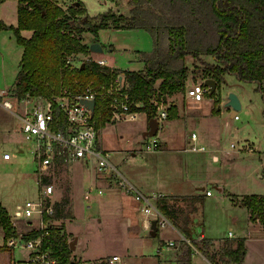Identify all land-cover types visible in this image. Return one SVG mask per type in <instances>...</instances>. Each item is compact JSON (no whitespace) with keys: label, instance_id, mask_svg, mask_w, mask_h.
Here are the masks:
<instances>
[{"label":"rangeland","instance_id":"374dc122","mask_svg":"<svg viewBox=\"0 0 264 264\" xmlns=\"http://www.w3.org/2000/svg\"><path fill=\"white\" fill-rule=\"evenodd\" d=\"M53 1L67 11L68 8L72 7L91 15L103 12L108 8L113 9L118 14H129L132 7L131 0ZM76 2H79L80 5ZM0 19L7 25H16L17 4L15 0L0 2ZM21 34L27 36L26 33L23 34V30H21ZM28 34H31L30 30ZM85 38L88 44L98 41L102 45L103 51L94 53L89 50L86 55L72 56L74 57L72 59L74 65L81 64L87 58H103L114 65L108 64L109 66L118 71L139 69L144 63L140 52L150 51L153 48V37L142 27L118 29L111 25L100 29L97 36L87 33ZM20 54L21 47L15 38L14 32L10 29H1L0 89L13 88L11 85L16 78L15 73L18 69ZM210 59L212 60L211 56L208 60ZM192 61H194V58H189L188 64L190 65ZM189 73L190 77L185 87L187 85L191 86L193 82L204 81L198 74ZM90 81L88 80L85 85ZM219 86V89L216 86L214 93H204L200 109L193 108L191 104L187 105L186 108L181 105L183 111L185 110L184 113L186 112V123L179 131H182V135L187 133L189 140H192L191 135L193 133L197 134L199 144H201V140H205L204 146L206 149L204 148V151L188 149L190 144L187 143L186 138L184 139L185 142L180 141V148L186 145V151L177 150L176 155L159 156V153H156L155 150H149L147 146L151 139L156 136H150L149 131L144 128L147 123L142 112L133 121L107 120L105 124H102L99 133L104 147L110 151V159L113 164L127 178H133L134 176L135 179H143V177L146 178L144 175L148 173L152 176V172L156 167V175H161L165 179L169 178L170 181L174 182L179 180L174 178L182 177L183 171V167L180 166L182 164L177 165L176 163L192 164L194 162L195 164V162H200L202 184L206 189L213 191L214 195L212 197L206 196L204 199V223L203 226L198 227L197 232L204 228L207 236L214 238L215 236L227 235L230 229L236 227L234 223L241 228L244 227L246 221L244 220L243 207L238 206L241 212L234 211L228 207L226 199L223 202L218 200L219 195L223 194L225 196V194L215 186L213 181H219L222 184L226 182L224 188L232 192H242L240 190L249 189L251 190L250 193L264 194V103H262L261 95L256 90L254 83L240 81L232 74H226ZM231 91L239 93L244 103L243 109L237 111V118L230 116L231 107L228 110L223 104L218 105L215 103V96L220 97L221 92L223 95L228 96ZM171 98L172 102H176L179 98L186 100L185 89ZM37 99H39L37 96L29 97L31 104ZM218 106L220 107L219 110H217ZM12 110L16 113L20 112L16 104H14ZM211 110L214 113L216 112L217 117L210 114ZM204 113L206 116L203 115ZM20 124V119L14 113L3 106L0 107V202L7 205L8 213L12 215L13 222L18 232H20L19 236L30 231L31 227L27 228L28 224L24 217L20 218L13 215L14 208L16 205H27L39 198L36 162L31 158V145L24 140L19 130ZM247 138L252 141V149L250 147L247 150L244 149L248 143L246 145L243 140ZM213 146L217 150L215 152L209 151ZM211 152L216 153L219 159H214ZM91 160L90 165H86L82 160L73 161L67 166L61 164L55 168L54 174L49 177L54 184V197H58L55 201L58 213L55 222L61 226L63 231L64 225H66L73 232L74 238L67 237L69 242L74 240L76 236L79 237L77 253L83 259L73 251L71 260L76 264H83L85 263L84 259L93 260L96 259L93 258L94 256L110 254L112 251L123 253L127 248L133 254L153 253L158 246V238L164 228L158 231V235L152 236L139 228L140 215H138L139 226L127 227V230L130 231L128 235L123 228L125 221H121L120 216L117 214L120 198V194L117 193H130L124 192L115 180L113 181L112 177H106L104 176L105 173L96 172V168L94 169L93 166L95 160ZM187 171L190 174L191 169L189 168ZM194 172L195 175L198 174L196 170ZM94 175H96V178ZM108 186L113 187L114 191ZM97 187L102 188L100 193L97 192L100 189ZM85 189L91 190L90 198L84 197ZM110 194L113 195L107 202L106 200ZM130 195L132 198H126V201H137L134 195ZM168 200L176 210L180 208L185 210L190 221L193 212L190 210L191 204L188 196H172ZM136 203L141 207L138 201ZM169 228L176 233V236H171V239L167 238L162 245L169 246L172 251L168 260L178 264L180 254L187 245L186 242H181V235L179 236L178 233L180 230L176 227ZM7 240L4 239V234L0 229V264H22L27 253L26 249L9 245ZM197 241L200 240L197 239ZM214 244L215 246L211 250H217L222 245L220 240H215ZM100 258L108 259L105 255ZM195 262L196 264H208L201 256H198ZM148 263L157 264L154 263V260L145 262V264ZM246 264H264V248L262 249L255 239L249 240Z\"/></svg>","mask_w":264,"mask_h":264},{"label":"trees","instance_id":"16d2710c","mask_svg":"<svg viewBox=\"0 0 264 264\" xmlns=\"http://www.w3.org/2000/svg\"><path fill=\"white\" fill-rule=\"evenodd\" d=\"M131 1L129 14H118L108 8L91 15L72 7L67 11L53 0H17L18 24L8 26L0 19V30L11 29L23 46L21 66L11 92L17 99L40 95L51 99L63 90L80 92L88 80L101 81L110 76L111 70L124 72L130 98L140 104L138 109L146 113L148 120L156 114L153 99L183 91L192 72L203 79L214 78L218 89L226 74L254 83L264 103V0ZM111 25L118 29L142 27L153 37V48L140 52L143 68L118 71L109 65H100L94 58H87L79 65L72 64L77 55L89 53L85 35L97 36L100 29ZM24 29L31 31L29 37L21 34ZM210 56L212 60H208ZM189 58H194L192 65L188 64ZM97 103V107L105 109L103 103ZM215 103L219 105V96H215ZM108 113L105 109L101 125L105 124ZM174 115L175 107H171L170 116ZM231 197L233 202L249 210L251 220L264 226V194H231ZM169 198L162 196L158 205L172 224L188 237L189 218L185 210H176ZM188 198L192 212L201 207V195ZM0 229L4 239L20 235L1 204ZM39 233L30 230L22 237L33 238ZM215 240H220L222 245L211 250ZM215 240L186 242L178 264H191L193 247L211 264L242 262L246 254L244 238ZM43 247L51 249L57 264H76L71 260L73 250L61 229L52 228Z\"/></svg>","mask_w":264,"mask_h":264},{"label":"built area","instance_id":"2783aa9c","mask_svg":"<svg viewBox=\"0 0 264 264\" xmlns=\"http://www.w3.org/2000/svg\"><path fill=\"white\" fill-rule=\"evenodd\" d=\"M100 65H108L106 59L94 58ZM111 67V66H110ZM209 93L210 88L204 85L203 81L193 82L186 88V97L200 100L204 93ZM33 104L29 97L17 99L11 89H0V107L14 113L21 121V131L26 140L34 144V162H36V173L39 179L38 200L27 205H18L13 211L16 217H24L33 223L31 230L39 231L38 236L24 238L21 236L8 238V244L26 249L27 253L22 264H57V258L51 249L43 247L44 239L50 235L52 228L61 229L56 224V198L54 184L49 177L54 174L55 168L59 165H70L73 161L83 160L90 165L91 159L95 160L96 170L106 177H112L124 192H129L141 204V211L144 217L141 221V228L150 234L151 222L156 220L158 231L165 227L174 228L170 219L160 209L159 199L164 195L142 193L126 176H123L110 159L109 149L99 141L101 122L105 109H107L108 121H133L139 117L140 104L130 98L128 84L124 72H113L110 76L101 81L91 80L80 92L66 91L48 98L37 96ZM94 99V109L88 108L81 103V100ZM14 100V101H13ZM103 103L105 109L97 107ZM16 104L20 109L19 113L14 112ZM156 106V122L163 121L168 117L166 101L153 99ZM237 118V113L233 115ZM195 140V133L191 135ZM158 142L154 139L148 144L149 148L155 149ZM192 144L190 149H202ZM97 192H101L98 189ZM207 195L212 191L206 190ZM85 198H90L91 190H84ZM176 229V228H175ZM181 241L189 240L181 236ZM124 264L119 255L110 258H101L83 264ZM157 264H173L166 261Z\"/></svg>","mask_w":264,"mask_h":264},{"label":"crops","instance_id":"0c3cea01","mask_svg":"<svg viewBox=\"0 0 264 264\" xmlns=\"http://www.w3.org/2000/svg\"><path fill=\"white\" fill-rule=\"evenodd\" d=\"M15 1H16V4H18L17 0H15ZM17 11H18V5H17ZM4 24H5V22H4ZM17 24H18V22L16 23V25ZM16 25H13V26H16ZM8 26H11V25H8ZM28 32H29V30H26V29L23 30V34L24 33L27 34V36H25V37H29L31 35V34H28ZM19 46L21 47L20 60L18 62V69H17V71L15 73V75H16L15 81L13 82V84L11 86H14V84L16 82V79H17V76H18L17 75L18 70L20 69V66H21V59H22L21 56H22V52H23V46L20 43H19ZM100 59H103V58H100ZM106 62H107V60H106ZM107 64L112 65V64H110L108 62H107ZM112 66H114V65H112ZM143 66H144V63H143V65L140 68H143ZM139 69H133V70H139ZM129 70H132V69H129ZM189 77L190 76H188V79H189ZM188 87H190V86L187 85L186 88H188ZM9 88H12V87H9ZM186 88H185V90H186ZM177 93L178 92L173 94V96L171 95V97H174ZM237 95H238L240 103L242 104V108L241 109H243L244 103L242 102V99L239 96V93H237ZM165 97H166V105L168 107V117L166 119H164L163 121L159 122V124L157 126V130H156V134H155L156 137L152 138V139H154L155 141L158 142V146L155 149L149 148L148 146H147V148L149 150H151V151L155 150L156 153H159V156H167V155H170V154H175L176 155L175 152H177V150H185L186 151V148H187L186 145L183 146L182 148H180V146H181V144H180L181 142L180 141L183 140V142H185L184 139L186 138L188 140L187 143L190 144V146L192 144L196 143V145H198V147H203L202 149H196V150L204 151L206 149L205 146H204L205 140L204 141L201 140L200 141L201 144H199L197 142V141H199L198 137H197V134L195 135V137H196L195 140L192 141V140H189L190 138H189V135L187 133L182 135V131L181 132L179 131L182 128L183 124L186 123V121H185V118H186V116H185L186 114L185 113L186 112L184 113L185 110L183 111L181 105H184V107L186 108L187 105L189 106V104H191V106L193 108L195 107L197 109H200L202 107L201 103H202V100H203L204 97L202 99H200V100H197V99H194V98H190V97H186V100H184L182 98H179L176 102H172V98L170 96H165ZM220 97L221 98H220V103L219 104H223L225 106L224 103L227 100V96L223 95L222 92H221V96ZM171 107H175L176 115H174V116H170V108ZM225 107L228 108V110H230L229 106L228 107L225 106ZM217 108L220 109L219 106ZM212 110H211L210 114L213 115V116H216L215 115L216 112L214 113V112H212ZM141 112L144 114L145 122L147 123V125L144 126V128L147 131H149L150 127H149V123H148V120H147V117H146V113L143 112V111H141ZM203 115L206 116L205 113ZM230 116L233 117L231 115V112H230ZM180 123H181V125H180ZM19 130H20V132L22 134L21 127L19 128ZM231 133H233V132L231 131ZM22 136H23V134H22ZM99 137H100L99 141L104 146L103 142L101 141V134H100ZM23 138H24V136H23ZM24 140H26V139L24 138ZM243 141L246 143V145L248 143L247 147L244 148V149L247 150V149H249V147H250V149H252V147H253L252 141L249 138H247V139H245ZM26 142H28V144L31 145L30 152H31V158L33 160V158H34L33 157L34 156V144L31 141H29V140H26ZM246 145H244V146H246ZM104 148H106V147H104ZM212 148H210L209 151L215 152V150H217V148L215 146H213ZM188 149H190V147ZM211 156H213L214 159H219V156H217L216 153H212ZM176 164L177 165L178 164L179 165L182 164L180 166L183 167L182 177L174 178V179H179L178 181H174L173 182V181H170L169 178L165 179L161 175H156V172H155V168L156 167L154 168V172H152V176L148 173L147 175H144V176H146V178L143 177V179H135L134 176H133V178L132 177H130V178L128 177V179L142 193H146V194H158V195L162 194V195L168 196L170 198L172 196H178V195H181V196L182 195H186V196L201 195L203 197V203H202L201 207H199L196 211H194L191 214L190 221L187 224V227L189 229L188 237L185 236L181 231L178 232L179 236L181 235V236H184L185 238H187L189 240V243L191 241H193V240L196 241L197 239H199V240H201V239H212V240H215V239H221V238L242 237V238H244V243L246 244V254H245L242 262H233L231 264H246L247 255H248V244H249V240L250 239H255L256 243H258L262 247V249L264 248V226L261 225L259 221H257V220L254 221V220L250 219V212H249V210L246 207L242 206L239 203H237V204H235V202L233 203L232 200H231L232 199L231 194H236L238 196H241V195L247 194L246 192L250 193L251 190L248 189V190H240L242 192H235V191L232 192V191H229V190L224 188V186L227 184L226 182H224V184H222L219 181H213L215 186L218 189L222 190L224 192V194H225V196L223 194L219 195L218 200L221 201V202L227 200L228 207L230 209L234 210V211L241 212V209L238 206L243 207L244 208L243 209L244 210V214H245L244 220L246 222H245L244 227H242V228L240 226H238L236 223H234V226H236V227H234L233 229H230L228 231L227 235L220 236V237L215 236V238L207 236L206 232L204 231V228H203V230L201 229L200 232H197V229H198L199 226H203V223H204V209H203L204 199H205L206 196L207 197H212L214 195V192L212 191L211 195H207V193L205 192L206 190H210V189H206L205 186L202 184L203 179L200 178V176L202 175L201 174L202 173V170H201L202 167L200 165V162H195V164H194V162L192 164H188V163L187 164L186 163L183 164V163L178 162ZM93 166H94V164H93ZM189 168L191 169L190 174L187 171V169H189ZM94 169H95V166H94ZM194 170L197 171V173H198L197 175L194 174L195 173ZM96 172H97V170H96ZM193 175H195V176H193ZM94 177L96 178V175H94ZM171 178H173V177H171ZM97 188H100V190L102 189L101 187H97ZM108 188H110V189H112V191H114L113 187L108 186ZM117 194H120L119 195L120 196L119 205H118L119 207H118V210H117V214L120 216L119 219L121 221H123V220L125 221V224H124L123 228L126 230V233H128V235H129L130 231L127 230V227L132 226V225L139 226L138 225V221H137L138 215H140V227L139 228H141V221H142V219L144 217L143 211H141V207L136 203L137 201H134V200L133 201L132 200L131 201H126V198H132L130 194H128V193L125 194L123 192H122V194L119 193V192ZM111 195H113V194L109 195L108 199L106 200L107 202H109V199H111ZM84 197H85V195H84ZM0 204L2 206H5V208L8 211L7 205L5 203L3 205L0 202ZM17 206L18 205H16V207ZM15 208H14V210H15ZM8 214L10 215V213H8ZM10 216L12 218V215H10ZM12 221H13V219H12ZM26 222L28 224L27 228H29V227L32 228L34 226L33 223H31L27 219H26ZM233 222H234V219H233ZM245 227H246V230H245ZM141 229H143V228H141ZM61 231H63V230L61 229ZM142 231H144V230H142ZM64 232H65L66 238L67 237H70V238L73 237L74 238L73 232H71V230H69L66 225H64ZM171 236H173V237L176 236V233H174L171 228L165 227L164 231L161 234V236H159V238H158V242H157L158 246H157L156 250H154L153 253L133 254V253L130 252V249L127 248V250H125L123 253H121L119 251H112V252H110V254L109 253L101 254V255L94 256L93 258L101 259L100 257H104V255L107 256L108 258H110L113 255H119L121 260L124 262V264H145V262H148V261H151V260H154V263L163 262V261H166L168 263H173V261L168 260L169 254L172 252L170 250V247L167 246V245H162V243L165 240H167V238L171 239L170 238ZM75 239H76L75 246H74L75 249H73V251H75L77 253V245H78L79 237L76 236ZM181 242L184 243V241H181ZM79 256L82 257L81 255H79ZM198 256H201V258H203L206 262H208V260L205 258V256L198 249L193 247V252L191 254V261H190L191 264H196L195 259ZM148 258H150V260H148ZM82 259H83V257H82ZM96 259H93V260H96ZM93 260L84 259L85 262H92ZM114 263L116 264L117 262H114ZM173 264H175V263H173ZM208 264H211V263L208 262Z\"/></svg>","mask_w":264,"mask_h":264},{"label":"water","instance_id":"95a60500","mask_svg":"<svg viewBox=\"0 0 264 264\" xmlns=\"http://www.w3.org/2000/svg\"><path fill=\"white\" fill-rule=\"evenodd\" d=\"M89 50L91 52L94 53H100L103 51V47L102 45L98 42V41H94L92 43L89 44ZM83 66V64H82ZM204 85L208 86L210 88V92H213L216 89V81L214 78H206L204 79ZM166 101V97L163 98ZM81 103H83L84 105H86L88 108L90 107L91 109H94V103L95 100L94 99H82ZM225 106H229L231 107V115L233 116L234 114L237 113V111H239L242 108V104L239 101V98L237 96L236 93L234 92H229L228 96H227V100L224 103ZM148 123H149V135L150 136H154L156 134V130H157V126L158 123L156 122L155 117H152L150 119H148ZM151 231H150V235L155 236L157 234L158 228L156 226V220H152L151 222ZM76 239L72 240L69 242L70 248L73 250L74 248V244H75ZM88 264V263H87Z\"/></svg>","mask_w":264,"mask_h":264}]
</instances>
